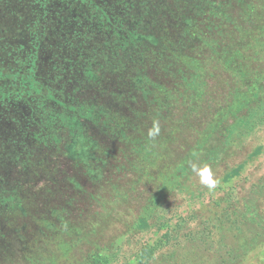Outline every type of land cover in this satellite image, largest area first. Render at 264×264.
<instances>
[{"label": "trees", "instance_id": "trees-1", "mask_svg": "<svg viewBox=\"0 0 264 264\" xmlns=\"http://www.w3.org/2000/svg\"><path fill=\"white\" fill-rule=\"evenodd\" d=\"M5 5L0 139L6 135L10 144L16 136L57 140L87 108L106 114L107 102L104 111L82 96L83 82H97V69L91 66L101 56H109L113 69L126 71L136 64L137 71L164 70L176 77L177 102L161 116L171 126L161 124L156 142L139 143L143 148L129 160L135 190L145 183L160 187L180 168L177 162L168 169L165 155L158 157L165 149L163 137L178 142L187 130L192 145L202 138L210 148L264 119V0H6ZM214 79L224 86L216 103L209 90ZM138 127L126 135L129 140L140 134ZM262 151L257 148L226 172L211 190L221 189L218 195L186 216L165 220L129 264H244L247 253L264 243V171L243 174ZM93 261L89 255L74 264Z\"/></svg>", "mask_w": 264, "mask_h": 264}, {"label": "flooded vegetation", "instance_id": "flooded-vegetation-1", "mask_svg": "<svg viewBox=\"0 0 264 264\" xmlns=\"http://www.w3.org/2000/svg\"><path fill=\"white\" fill-rule=\"evenodd\" d=\"M5 2L0 0V23L5 18ZM184 22L190 26L192 20ZM113 83L109 99L105 96L106 114L88 108L77 113L74 126L52 142L42 135L32 140L13 139L10 146L23 155L30 148L43 157L39 160L42 166L31 173L34 187L6 205L7 217L0 221V264H34L30 253L44 249L49 241L73 242V231L90 233L104 228L137 192L135 168L129 160L143 148L139 143L156 142L146 135L153 119L171 126L161 116L177 102L176 77L164 70L128 69ZM137 125L142 131L129 140L126 135L134 134ZM8 139L5 135L0 140L6 143Z\"/></svg>", "mask_w": 264, "mask_h": 264}, {"label": "rangeland", "instance_id": "rangeland-1", "mask_svg": "<svg viewBox=\"0 0 264 264\" xmlns=\"http://www.w3.org/2000/svg\"><path fill=\"white\" fill-rule=\"evenodd\" d=\"M142 16L146 18L145 15ZM150 18L152 16L147 15V19ZM98 47L106 54L109 53L107 47H103L102 44ZM60 57L62 58L63 54ZM93 62L91 67L97 69L98 79L97 82L82 83L84 90L82 96L93 99L92 103L100 105L105 111L107 103L104 98L107 96L109 99V90L115 86L113 80L123 76L125 71L111 68L109 56L107 58L97 57L93 59ZM125 66L126 62L122 64V67ZM136 66L135 64L125 70H139ZM218 80L210 81L209 90L211 96L215 98L213 103L220 102L224 90L223 84ZM89 102L91 104V101ZM111 112L115 115L123 113L121 111ZM180 136V138L177 137L178 142L171 141L169 137H166L169 139L167 141L163 137L162 140L166 144H162L161 147L165 149L162 152L158 151V157L165 155L164 159L168 162V166L170 165L168 169L177 162L180 165L177 171H171L166 183L155 189L149 183H145L144 186L140 185L137 192L127 198L119 213L104 228L90 233L83 232L84 234L81 231V233L73 231L74 241H67L65 246L61 244L63 241L55 239L49 241L42 250L34 249L30 253L36 260L34 264H74L81 262L89 255L90 261L94 260L92 256H96L100 264H129L131 256L155 236L156 228L165 220L178 214L186 216L192 208L220 193L221 189L212 192L200 184L199 178L191 170L190 162L210 165L213 177L218 180V185L221 184L224 174L243 163L248 154L259 147L264 150V119L257 126L238 128L232 133L230 141L215 143L210 148L202 143V138H199L196 145H192L193 138L187 130L183 131ZM15 139L20 138L16 136ZM1 143L3 144L0 147V221L7 217L6 205L26 195L34 187L31 173L42 166L39 160L43 157L38 150L23 155L12 149L9 142ZM262 152L257 160L245 165L243 174L255 175L264 171V151ZM21 162H24L23 166L16 170L15 164ZM175 178L180 181L177 186L174 185ZM112 250L114 251L113 256L111 255ZM244 264H264V243L247 253Z\"/></svg>", "mask_w": 264, "mask_h": 264}, {"label": "clouds", "instance_id": "clouds-1", "mask_svg": "<svg viewBox=\"0 0 264 264\" xmlns=\"http://www.w3.org/2000/svg\"><path fill=\"white\" fill-rule=\"evenodd\" d=\"M161 133L159 120L153 119L152 125L147 130V138L149 141H155ZM192 172L199 178L200 184L209 190H214L218 185V180L213 177L211 166L206 163L190 162Z\"/></svg>", "mask_w": 264, "mask_h": 264}]
</instances>
